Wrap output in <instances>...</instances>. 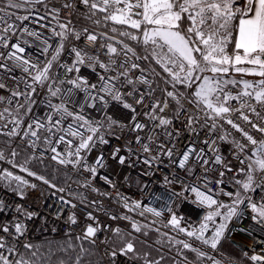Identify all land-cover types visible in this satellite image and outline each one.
<instances>
[{"label":"snow or ice","instance_id":"1","mask_svg":"<svg viewBox=\"0 0 264 264\" xmlns=\"http://www.w3.org/2000/svg\"><path fill=\"white\" fill-rule=\"evenodd\" d=\"M4 3L8 9H21L26 4H44V0H4ZM80 4L87 9V19L102 13L105 22L112 21L137 30L139 34L127 30L119 34L141 44L145 55H137L123 41H117L121 45L119 50L112 43L99 45L104 50L107 62L100 59L99 53L90 55L87 50L74 47L71 51L75 59L71 66L60 65L66 73L73 75L57 81L49 72L63 48V39L69 36L81 39V32L75 30L71 20L60 23V31L53 29V35L62 39L56 55L43 68L18 55L24 53L25 48L20 43H13L11 47L15 51L7 54L0 52V61H3L0 62V69L11 72L13 68H20L28 74L31 83L25 82V90L12 93L13 97H23V101L15 106L17 110L23 109V114L18 111L9 113L7 108L0 111V120L4 121L0 124V135L20 137L26 147L33 150L38 148V142H42L47 146L46 150L53 153L52 160L61 165L79 166L81 171L90 174V179L100 175L99 170L106 169L109 160L120 166L142 162L153 167L162 165V158L166 157L169 167L182 170L197 183L181 180L176 175L163 177L168 192V200L164 203L170 214L164 226L171 225L179 233L195 238L213 250L217 249L222 238H226L229 224L233 220L242 221L246 218V210L253 213L251 220L264 228V195H260L264 193V0H80ZM63 7L71 8L73 5L64 3ZM52 12L58 14L59 9L53 8ZM9 15L12 13L0 7V23L7 25L0 30L3 33L0 34V46L4 48L9 46L8 33L14 34L15 28L14 24L7 23L6 16ZM16 19L28 20L29 16H17ZM93 23L99 25L101 20L94 19ZM82 31L90 46L95 47L100 37L87 28ZM111 31L115 33L118 30L113 27ZM23 32L39 38L37 32L27 27L23 28ZM100 36L105 40L115 39L107 33H101ZM45 45L44 50L47 51L51 46L47 45V41ZM121 56L123 59L118 63L117 59ZM7 61H14V64L10 67ZM137 61L145 62L144 66ZM152 62L161 66L167 77L164 80L167 86L161 89L162 99L155 96L153 82L144 74L149 71L154 73V69L150 68ZM81 66L97 73L98 83H90L87 78L75 75L80 73ZM97 68L103 70V73H98ZM33 69L36 70L35 75L32 74ZM233 73L241 77L257 76L260 79L238 80ZM65 83L70 87L62 90L59 85ZM45 85L49 96L58 98V102L46 100L51 111L45 115L44 121L33 118L25 125L23 116L30 114L32 105L36 103L32 97L37 87ZM4 87V83H0V89ZM232 88L238 91L234 93ZM78 92L84 93L80 101L75 99ZM85 108L97 109L102 113V119H90L85 114ZM113 108L123 110L126 115L114 118L110 111ZM10 116L12 127H9ZM174 121L181 122L182 127H175ZM225 126L238 133L239 139ZM22 127L26 130L21 132L19 129ZM41 131L48 135L42 138ZM125 132L131 136L124 137L126 144L114 146L108 156L100 150L92 164L87 162L86 157L92 150L99 149L101 145H109L111 137L118 138ZM182 132L185 133L183 137ZM71 138H76L75 147H72L74 140ZM218 141L232 145L234 157L239 162L237 169L234 170L224 162ZM56 143H64L66 150L63 153L58 151ZM141 153L148 155L142 156ZM10 155L15 157L18 153L13 149ZM32 158L38 157L33 154ZM5 159L4 152L0 150V160ZM216 165H220L222 170L216 168ZM197 166L202 170V176L195 175ZM22 171L28 172L29 176L36 175L26 168H22ZM210 172L217 173L215 180L209 178ZM226 173H233L232 184L236 190L224 192L221 187L214 192L211 185H224ZM36 178L56 188L55 184L43 176ZM100 178L112 185L108 175H100ZM0 181L7 182L9 187L12 181L18 182L11 190L21 199L25 196L24 186L36 188V184H29L27 180L7 170L0 174ZM176 183L180 184V191L166 187ZM201 184L204 190H201ZM89 185L90 180L83 184L84 187ZM58 191L63 192L64 189ZM93 191L98 189L93 188ZM187 192L195 194L194 204L209 209L215 206L213 211L204 215L199 226L191 230L181 226L182 217H178L171 206L175 199H188L184 195ZM219 193L228 196L231 202L225 204L219 201ZM254 193L260 195L259 200L253 199ZM60 199L64 203H71L64 201L63 197ZM91 203L93 206L97 204L96 201ZM71 206L76 207L75 204ZM124 206L129 207L127 202ZM140 207L141 204L137 202L130 210ZM221 209L226 211L221 212ZM10 210L19 215L9 223H0V264H50L57 251L66 256L57 257L58 264H82L84 258L92 254V250L84 246L85 242L95 246L97 234L110 227L99 224L92 212H87V219L93 223H89L83 233L75 237L76 243L72 242V234L68 232L66 235L69 239L65 244L57 250L49 247L45 254L37 245L23 240L27 232L23 220H31L36 213L28 212L22 205L13 208L0 199V214ZM144 211L156 217L163 215V210L158 211L153 207L144 209L140 214L143 215ZM220 216L223 223H219L212 235L206 237L208 222ZM121 218L130 219L127 216ZM111 219L117 217L111 216ZM68 222L70 225L77 223L75 213L68 217ZM131 226L137 233L145 227L135 221ZM111 231L120 238L121 243L112 247L107 238L102 240L108 264H116L118 256L129 260L141 259L132 239H127L121 228L116 227ZM240 231L247 229L241 227ZM144 234L147 235V232ZM175 243L195 253L198 258L213 259L189 242L176 240ZM250 260L264 264V255L254 254ZM144 264H160V261L144 259ZM214 264L220 262L214 261Z\"/></svg>","mask_w":264,"mask_h":264},{"label":"built area","instance_id":"2","mask_svg":"<svg viewBox=\"0 0 264 264\" xmlns=\"http://www.w3.org/2000/svg\"><path fill=\"white\" fill-rule=\"evenodd\" d=\"M68 3L73 5L71 8H64L63 4ZM46 5V6H45ZM0 7H5L7 12L12 13V15L6 16L7 23L14 24V34L13 32L8 33L9 46L4 48L0 46V52L7 54L9 51H15L11 47L13 43H20L21 47L25 48L24 53H18L22 55L25 59H28L31 63L36 64L39 68L46 66L47 62L51 60L52 56L56 55V49L59 47L61 37H56L53 35V29L60 31L59 24L67 23L69 20L72 21V26L77 32H81V39L76 40L69 36L63 39V48L60 50V55L56 61H53V66L50 69L49 75L53 79L62 80L73 74L66 73L65 69L60 67V65L71 66L75 57L72 53V48L85 49L90 55L99 53L100 59L107 62V57L104 54V50L99 48L102 43H112L114 46L121 48V45L117 41H123L134 49L137 55H143L135 47H133L127 40V37L121 36L119 33L124 31L125 25L115 24L112 21H103L102 13H97L93 19H87V9L80 4V0H44V4H26L24 8L21 9H8L4 3V0H0ZM59 9V13L52 12V9ZM17 16H29L28 20H17ZM94 19H100L101 23L99 25L93 23ZM106 25V26H105ZM6 24L0 23V30L6 27ZM27 27L30 31H35L39 34V38L34 36H29L27 33L23 32V28ZM117 28V32L113 33L111 29ZM87 28L89 32L95 33L100 37L97 41L95 47L90 46L89 42L84 38L83 29ZM101 33H107L108 36L115 37L114 40H105L100 36ZM0 34H3L0 31ZM27 40L25 44L24 41ZM45 41L47 45L51 47L47 48L45 51ZM131 56V54H129ZM123 59V56L117 59ZM135 60V57L132 58ZM3 62V61H0ZM144 66L145 62L137 61ZM11 67L14 61H7ZM150 68L154 69V73L149 71L144 73L148 75L153 82L152 86L155 89V96L162 99L163 95L161 89L165 88L167 85L164 80L167 78L166 74L163 72L162 67L156 65L154 62L150 63ZM35 69L32 70V74L35 75ZM98 73H103V70L97 68ZM58 74V75H57ZM139 73H137L138 75ZM89 80L90 83H98L97 73L91 71L90 68L81 66V71L78 74ZM258 78L257 80H259ZM256 80V81H257ZM25 82L31 83V79L28 74L24 73L20 68H13L11 72L0 69V83H4L5 87L0 89V111L5 108L9 110V113H14L18 111L23 114V109H16V104L23 101V97H13V91H23ZM61 89H66L70 87L68 84L59 85ZM183 90V89H182ZM234 93L238 91L237 88L231 89ZM190 91V90H186ZM84 93L78 92L75 95L77 101L82 100ZM36 103L32 105V112L27 116H23L25 125L32 121L33 118L44 121V117L51 110L48 108L46 100L51 99L53 103L58 102V98L50 97L47 92V85L45 87H37V92L32 97ZM11 101V103H9ZM235 104V102H233ZM114 118H123L126 113L118 108H113L110 110ZM85 114L90 119H102V113L97 109L85 108ZM7 115V114H6ZM170 115V113H169ZM12 117H9V127L11 124ZM146 119V118H145ZM4 121L0 120V124ZM175 127H182L181 122L174 121ZM226 130L232 131L225 126ZM21 132L26 130L22 127L19 129ZM41 137L48 135V133L41 131ZM233 136L239 139V134L232 131ZM59 135V133L57 134ZM185 133H181L183 137ZM125 136L131 138L130 134L125 132L120 137H111L109 145H101L99 149L92 150L86 157L89 164H92L97 152L102 150L105 156H108L111 149L116 146L126 144ZM0 137L6 139L9 142L8 149H0L4 152L6 157L5 160H0V174L4 170L10 171L13 175H18L22 179L27 180L29 184H36V188H30L24 186L25 196L21 199L16 193H14L11 188L15 187L18 182L12 181L11 187L5 181H0V199L4 200L5 203L13 206L22 205L24 209L28 212L36 213V215L31 219H24L23 222L27 225V232L23 240L25 242H30L36 244L45 240H54L63 237H67L66 233L71 232L72 236L76 237L80 235L85 230L89 223H93L87 219V212H92V214L97 218L99 224L110 226L104 229V231L97 234V242L95 248L99 254V257L103 264H108L107 257L105 256V245L102 243L104 238H107L110 242L113 238L112 229L119 227L123 231L132 234L135 238L141 239V241L153 242V237H149L144 233L154 235L160 239L166 240L175 246H182L175 243L176 240H182L191 243L194 247L204 251L208 256L213 257L209 260L207 257L198 258L195 253L188 249V254L174 253L169 250L167 254L177 259H179L185 264H214V261H219L220 264H261V262H253L250 257L254 254L264 255V228L256 225L252 220L251 216L253 213L250 210L245 211V219L242 221L233 220L229 224V232L226 233V238H222L221 243L218 245L216 250H213L208 245H204L201 241L195 240V238L187 237L184 233H179L177 230L173 229L171 225L165 227L167 221L170 218V214L167 211V206L164 201L168 200V192L165 190L163 177L169 175L171 178L173 175L179 176L181 180H186L190 183H197L193 177H188L185 173L175 167H169L168 159L163 157V164L159 166L149 167L144 165L142 162H133L131 166L125 165L120 166L114 161H108V167L106 169H101L100 175H108L112 180V185L105 183L104 180L98 175L95 179H90V174L81 171L79 166L73 167V165H61L57 161L51 159L53 153L47 151V146L42 142H38V148L28 149L25 142L21 140L20 137L9 138L7 136L0 135ZM67 139V138H66ZM74 140L72 147H75L76 138H71ZM166 140V138H164ZM55 142V141H54ZM220 147V154L224 158V162L229 164L234 170L239 167V162L235 159L233 154L232 145L228 142H217ZM179 146V145H178ZM57 150L64 152L66 150V145L64 143H56ZM135 147V146H134ZM15 149L18 153L15 157L10 155L11 151ZM23 151L28 152L31 156L35 154L36 157L40 158L41 153L42 159L46 161L55 163L59 165L69 176V182L65 186H58L56 188L46 185L43 181L38 180L37 176H42L25 164L17 161V158ZM123 154V149H122ZM83 155V153H82ZM142 156L148 155L141 153ZM11 161V163L9 162ZM216 168H221L220 165H216ZM22 168L28 169V171L35 173V176H29L28 172L22 171ZM222 170V168H221ZM145 173H148L147 175ZM196 176H202V170L197 166L195 170ZM209 178L215 180L217 178L216 172H210ZM44 177V176H43ZM233 173H226L224 180V185H216L213 183L211 188L215 192L218 188H223L224 192L235 191L236 188L232 184ZM49 180L48 178L44 177ZM90 180L89 187H84L85 181ZM50 181V180H49ZM51 184H54L50 181ZM168 189L175 191H180L181 187L179 183L167 185ZM201 190L203 185H200ZM64 189L63 192L58 191V189ZM93 188L98 189V191H93ZM259 192V190H258ZM100 193H104L101 195ZM188 199H175V202L171 205L178 217H182L181 226L196 228L202 222L204 215L213 209H209L206 206L200 207L198 204H194L195 194L187 192L184 194ZM254 200H259L260 195L252 194ZM63 197L64 201H71V203H64L61 201ZM156 197H160L157 199ZM219 201L229 204L231 199L219 193ZM83 200V203L81 201ZM92 201H96L95 206L92 205ZM125 202L128 203L129 207H125ZM139 202L141 207L138 209L130 210L133 204ZM75 204L76 207L73 208L71 205ZM153 207L158 211L163 210V215L156 217L153 213L144 211L141 215V211L146 208ZM226 211L221 209V212ZM75 213L77 218V223L70 225L68 222V217ZM19 214L14 211H8L4 214H0V223H9ZM111 216H116L117 219H111ZM127 216L130 219H122L121 217ZM135 221L142 227V231L137 233L132 228V222ZM223 223L222 216L215 217L214 221L208 222V231L206 232V237L212 235L213 229L219 224ZM244 227L247 231H240V228ZM157 229L159 231H157ZM251 233V234H249ZM167 234V235H163ZM150 240V241H149ZM154 243V242H153ZM227 245L230 249L234 250L240 254L241 259L233 256L229 252L225 251L223 247ZM113 247V246H112ZM247 253V256L245 255ZM187 258V259H185ZM116 264H142L132 259L129 260L126 257L118 256L116 258Z\"/></svg>","mask_w":264,"mask_h":264},{"label":"trees","instance_id":"3","mask_svg":"<svg viewBox=\"0 0 264 264\" xmlns=\"http://www.w3.org/2000/svg\"><path fill=\"white\" fill-rule=\"evenodd\" d=\"M136 49L140 53L145 55L144 49H138V48H136ZM8 147H9V142L6 139L0 137V149H8ZM32 157L33 156H31L28 152L23 151L21 153V155L18 156L17 161L20 162V163L25 164L28 168H30L34 172H36V173L48 178L50 181H52L54 184H56L58 186H65L69 182L68 174L59 165H57L55 163H52V162H49V161H46L45 159H42V158H32ZM122 232H123L124 236L127 239H132L133 235H131L130 233L125 232L123 230H122ZM147 236L156 237V236L151 235V234H147ZM134 238L135 237L133 236L132 242L134 243L137 252L139 251V253L140 252L144 253L145 247L142 244H140V245L137 244V242H136L137 238H135V239ZM156 238H157V240H160L161 242L162 241H166V240L160 239L158 237H156ZM68 239H69V237L67 236V237L54 239V240L41 241V242L36 243L35 245H37V247L39 248V250L41 252L47 254L46 250L49 247H52L54 250H57L58 247L60 245L65 244V242ZM72 242L76 243L74 236H72ZM120 243H121L120 238L116 237V236H113V238L111 240V246L116 247V246H119ZM84 246L86 248H90L92 250V254L89 255V256H86L84 258L82 264H103L101 259H100V257H99V254H98L95 246L89 245L87 242H85ZM167 247H169L170 250L173 251L174 253H177V254L180 253V254H184V255L188 254L187 250L181 249L180 247L175 246V245L171 244L170 242L167 245ZM223 249L225 251L229 252L230 254H232L233 256L241 259L240 254H238L234 250H232L229 247H227V245H225L223 247ZM69 255H73L74 256L75 254L74 253H69ZM57 257L66 258L65 254L60 253L59 251H57L56 252V256H53L51 258L50 264H58ZM134 260H136V259H134ZM136 261L139 262V263L144 264V259H139V260H136ZM170 263L171 264H178V263L174 262V257L170 256L169 254H166V259L162 260V263H160V264H170Z\"/></svg>","mask_w":264,"mask_h":264},{"label":"rangeland","instance_id":"4","mask_svg":"<svg viewBox=\"0 0 264 264\" xmlns=\"http://www.w3.org/2000/svg\"><path fill=\"white\" fill-rule=\"evenodd\" d=\"M124 30L133 32L134 34H139L137 32V30L131 29L129 26H125ZM127 40L133 47L138 48V49H143V46L141 44L137 43L136 41H132L128 38H127ZM132 239H133V236H132ZM151 241L150 242H146V241L142 242L141 239H136L137 244H139V245L142 244L145 247L144 253H142V252L139 253V251L137 253L141 257V259L159 260L160 263H162V260L166 259V254L170 250V248L167 247L169 242H167V241L161 242L160 240H157L156 237H153L154 243ZM161 257H163V259H161ZM174 262L178 263V264H185L179 259V256L177 257V259L174 258Z\"/></svg>","mask_w":264,"mask_h":264},{"label":"crops","instance_id":"5","mask_svg":"<svg viewBox=\"0 0 264 264\" xmlns=\"http://www.w3.org/2000/svg\"><path fill=\"white\" fill-rule=\"evenodd\" d=\"M232 75H234L235 78L238 79V80L241 79V78H243V79H246V80H249V81H256L258 78H260V77L251 76V75H247V76L241 77V75L238 74V73H233Z\"/></svg>","mask_w":264,"mask_h":264}]
</instances>
